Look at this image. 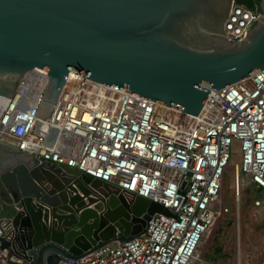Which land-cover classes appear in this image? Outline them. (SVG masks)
I'll use <instances>...</instances> for the list:
<instances>
[{"label": "water", "instance_id": "1", "mask_svg": "<svg viewBox=\"0 0 264 264\" xmlns=\"http://www.w3.org/2000/svg\"><path fill=\"white\" fill-rule=\"evenodd\" d=\"M234 1L0 0V96L12 98L21 78L40 67L49 75L35 113L43 118L69 71L197 115L211 89L264 69V0L237 42L224 31ZM26 152L0 142V249L10 262L76 261L134 239L154 214H169Z\"/></svg>", "mask_w": 264, "mask_h": 264}, {"label": "built area", "instance_id": "2", "mask_svg": "<svg viewBox=\"0 0 264 264\" xmlns=\"http://www.w3.org/2000/svg\"><path fill=\"white\" fill-rule=\"evenodd\" d=\"M260 16V10L235 1L224 22L226 37L243 40ZM83 79L69 71L43 118L35 113L48 71H28L12 98L0 96V142L100 178L127 200L138 195L160 203L169 214L151 216L144 232L130 241H113L57 264H209L200 248L228 213L225 173L236 166V197L242 174L264 190V69L211 89L197 115ZM236 149L240 161L232 164ZM0 263H10L1 249Z\"/></svg>", "mask_w": 264, "mask_h": 264}, {"label": "rangeland", "instance_id": "3", "mask_svg": "<svg viewBox=\"0 0 264 264\" xmlns=\"http://www.w3.org/2000/svg\"><path fill=\"white\" fill-rule=\"evenodd\" d=\"M239 154L236 149L232 164L240 161ZM234 171L232 165L224 178L223 199L228 213L219 217L200 248L209 264H259L264 259V190L242 174L241 195L236 197Z\"/></svg>", "mask_w": 264, "mask_h": 264}, {"label": "trees", "instance_id": "4", "mask_svg": "<svg viewBox=\"0 0 264 264\" xmlns=\"http://www.w3.org/2000/svg\"><path fill=\"white\" fill-rule=\"evenodd\" d=\"M236 2L243 4L244 6L250 8V9H258L261 11L260 8V0H236ZM88 179L91 178V176L86 175ZM220 250V249H218ZM10 264H19V263H15V262H10Z\"/></svg>", "mask_w": 264, "mask_h": 264}, {"label": "crops", "instance_id": "5", "mask_svg": "<svg viewBox=\"0 0 264 264\" xmlns=\"http://www.w3.org/2000/svg\"><path fill=\"white\" fill-rule=\"evenodd\" d=\"M96 207H99V205L96 206ZM99 209H101V208L99 207ZM19 264H28V263L25 261V262H23V263H19Z\"/></svg>", "mask_w": 264, "mask_h": 264}, {"label": "bare ground", "instance_id": "6", "mask_svg": "<svg viewBox=\"0 0 264 264\" xmlns=\"http://www.w3.org/2000/svg\"><path fill=\"white\" fill-rule=\"evenodd\" d=\"M234 167H236V166L234 165Z\"/></svg>", "mask_w": 264, "mask_h": 264}, {"label": "flooded vegetation", "instance_id": "7", "mask_svg": "<svg viewBox=\"0 0 264 264\" xmlns=\"http://www.w3.org/2000/svg\"><path fill=\"white\" fill-rule=\"evenodd\" d=\"M235 2V1H234Z\"/></svg>", "mask_w": 264, "mask_h": 264}]
</instances>
